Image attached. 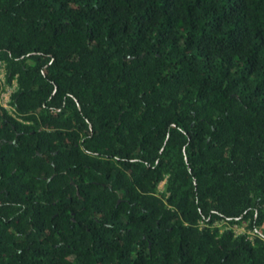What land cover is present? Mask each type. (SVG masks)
<instances>
[{"label": "trees", "instance_id": "16d2710c", "mask_svg": "<svg viewBox=\"0 0 264 264\" xmlns=\"http://www.w3.org/2000/svg\"><path fill=\"white\" fill-rule=\"evenodd\" d=\"M1 70L0 264H264V0H0Z\"/></svg>", "mask_w": 264, "mask_h": 264}, {"label": "built area", "instance_id": "2783aa9c", "mask_svg": "<svg viewBox=\"0 0 264 264\" xmlns=\"http://www.w3.org/2000/svg\"><path fill=\"white\" fill-rule=\"evenodd\" d=\"M3 72L2 70L0 71V84L2 87V91L0 92V105L9 108V101H10V96L14 90V87H4V79H3ZM5 88V89H4ZM2 101L6 102V105H3ZM8 105V107H7ZM163 185V183H161Z\"/></svg>", "mask_w": 264, "mask_h": 264}, {"label": "rangeland", "instance_id": "374dc122", "mask_svg": "<svg viewBox=\"0 0 264 264\" xmlns=\"http://www.w3.org/2000/svg\"><path fill=\"white\" fill-rule=\"evenodd\" d=\"M2 103H3V105H6V102H4V101H2ZM7 107H8V105H7ZM162 187V184H160V186H159V188H161ZM237 232H241V231H243L242 230V228L241 229H238V230H236Z\"/></svg>", "mask_w": 264, "mask_h": 264}]
</instances>
